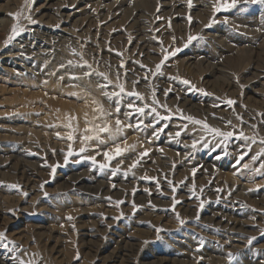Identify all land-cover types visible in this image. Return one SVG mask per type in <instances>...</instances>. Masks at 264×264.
Here are the masks:
<instances>
[{
	"label": "rangeland",
	"instance_id": "374dc122",
	"mask_svg": "<svg viewBox=\"0 0 264 264\" xmlns=\"http://www.w3.org/2000/svg\"><path fill=\"white\" fill-rule=\"evenodd\" d=\"M217 3L0 0L2 264H264V5L214 12ZM14 24L24 31L9 41ZM99 72L113 81L107 89ZM117 83L144 100L122 95L117 112L103 94ZM130 103L172 118L128 115ZM99 105L111 115L96 118ZM117 119L115 139L81 140ZM117 145L127 150L106 161ZM116 250L120 261H110Z\"/></svg>",
	"mask_w": 264,
	"mask_h": 264
},
{
	"label": "snow or ice",
	"instance_id": "6c2138e0",
	"mask_svg": "<svg viewBox=\"0 0 264 264\" xmlns=\"http://www.w3.org/2000/svg\"><path fill=\"white\" fill-rule=\"evenodd\" d=\"M246 2H251L253 4H262V5H264V0H246ZM189 5H191V0H189ZM236 5H237V0H218V3L214 5L213 11L214 12H220L221 10H227V9L235 8ZM10 15H12L14 18H16V17H19L20 13H14V14H10ZM28 19L31 20V17L29 16ZM188 19H189V21H191V17L190 16L188 17ZM22 31H24L23 28H19L17 24H14L12 26V29H11L12 35L9 36V38H8L9 41L14 39L15 36L19 35L20 32H22ZM188 39H189V42H191L192 40L197 39V37L190 35ZM180 50L181 49L177 48L173 52L166 53L164 55L163 59L160 61V63L156 65L155 71L152 72L151 74L153 76L157 75L158 73L162 74L161 73V67L164 65L165 61H167L170 56H174L176 54V52H179ZM71 63H72V61H69V64H71ZM137 63H139V62H137ZM84 66H87L88 68H91V65H89L86 60L83 62V65H81V67H84ZM123 66L124 65L122 63L121 67H123ZM92 74H93L92 72H85L84 73L85 76H91ZM96 74L101 76V77H103L104 80L106 81V83L100 84V85H98V87L103 88V89H107L109 87V85H111L113 83V81H111L107 77V75L105 73L99 72V73H96ZM72 78L73 79H79V77H72ZM117 80H119V74H117ZM182 83L185 84V85L190 84V82L188 80H183ZM116 87H118L119 91H113V92L105 91L103 94H104L105 97H107L110 100L112 98H116L115 102H116V105H117V107H116V111L117 112H119V110H120V102H121L120 98L122 97V95H124V96H132V97H135L136 100H140V101L144 100V96L140 92H137V91L127 92L125 90V86H124L123 83H117ZM192 87L194 88V86H192ZM171 90L172 89L165 90V95H167L168 92H170ZM200 91H203V90H200ZM73 95H76V94L73 93ZM93 103H96V101H93ZM226 103L228 105H233L235 103V101H233L231 99H228L226 101ZM152 104H154V105H159L160 104L159 100L156 99V97H155V90H153V93H152ZM127 107L131 110V112H129L128 115H132L133 113L143 115V114H145V111L147 109V110H149L148 114H150V115L154 114L157 120H170L172 118L171 114L168 115V116H162L157 111L156 107H152L148 103H144L142 107H138L134 103H130V104L127 105ZM160 107H165L166 108L167 105H160ZM94 111L99 113V116L96 117V118H99V119H103L104 117L111 115V113L107 112L104 109L103 105H99V107L97 109H95ZM68 119H69V123H68L67 127L69 129H71L72 128L71 121L76 119V117L70 116ZM184 119H186V120H188V121H190L192 123H195V124H201L205 130H207L208 132L213 133L216 136L223 137L224 140H227L229 137H232L234 135L233 132H222L218 128H212L211 126H209L206 123V121L197 120V119H195L194 117H191V116L184 117ZM140 123H142V121L138 122L137 127L140 126ZM229 123H230V121H229ZM115 124H116L115 128H113L112 125L110 123H108L107 121H105L102 124H93L90 127L85 128V130H84L86 133H92V135H83V136H81V140L84 141V142H87L89 140L96 139V140H100L101 143H104V141L101 140V134H108V136L110 138L115 139L116 136L119 135L122 132V130H123L122 122L119 119H117L115 121ZM166 126L167 125H165V127ZM123 127H131V125H124ZM253 127H255V126H253ZM183 128L186 129L187 128V124H185L183 126ZM181 130H183V129H181ZM159 131L162 132L163 128L159 129ZM180 134L181 133L178 131L175 135L178 137ZM240 135L243 136L244 139H249V137L244 136V134L242 132L240 133ZM57 136H59V133H57ZM74 138L75 137L73 136V134L71 132L67 136V139L69 141H72ZM253 142H255L254 139H253ZM260 142L264 143V139H261ZM195 146H196V142L194 141L193 142V147H195ZM205 147H207V144H205ZM217 147H219V145H217ZM126 150H127L126 148H121L119 145H117L115 147L114 154H110L109 152L106 151V152L103 153V155L105 157V160L110 162L115 157L120 156ZM79 151H80V153H83V152L86 151V149L84 147H81V149ZM73 154L74 153L71 150V145H69V152H68V155L65 156V162H67L68 157L73 155ZM261 154H264V149H262L261 153H258L257 155H261ZM146 155H147V151L140 153L141 157L146 156ZM88 159H91L95 163V157H89ZM255 159H256V156L253 157V160H255ZM138 162L139 161H135L131 167H136V164ZM108 166H109L108 163H104V164L100 165L101 168H107ZM244 167H248V166L245 165ZM262 167H264V166H262ZM54 170L55 169L53 168V171ZM195 171L196 170L193 169V174L195 173ZM113 174H115V170H114ZM142 179L149 180V179H155V178L154 177L144 176ZM11 187L15 188V187H18V186L17 185H12ZM193 195H195V192H193ZM116 203L117 204H121V203H123V201H117ZM175 203H178V201H175ZM201 207H203V202L201 203ZM181 223H183V221H181ZM3 238H5V233L0 232V239H3ZM254 239H255V237L250 238L249 239V243L251 244L252 240H254ZM0 246L7 247V245H0ZM231 258H232L231 254H229V259H231ZM20 264H30V262L21 260Z\"/></svg>",
	"mask_w": 264,
	"mask_h": 264
},
{
	"label": "bare ground",
	"instance_id": "6f19581e",
	"mask_svg": "<svg viewBox=\"0 0 264 264\" xmlns=\"http://www.w3.org/2000/svg\"><path fill=\"white\" fill-rule=\"evenodd\" d=\"M9 58V57H8ZM187 162H189V161H187ZM191 162V161H190ZM203 163V162H202ZM187 165V164H186ZM188 165H189V163H188ZM198 166H199V164H198ZM201 169V168H200ZM188 204V203H187ZM190 204V203H189ZM223 217V216H222ZM219 222H221V221H219ZM88 235V234H87ZM88 237V236H87ZM88 239V238H87ZM90 241H93V239H90ZM124 247H126L125 245H124ZM124 249V248H123ZM125 250V249H124ZM127 251V250H126ZM129 251V250H128ZM130 252V251H129ZM120 251H113L112 252V254L111 255H109L110 256V261H115V262H118V260L120 261ZM130 254V253H129ZM124 256H125V254H124ZM168 257V256H167ZM170 257V256H169ZM176 257V256H175ZM172 258H174V257H172ZM126 259V258H125ZM3 260H6L7 261V259L5 258V257H2V259H0V264H2V261ZM122 260H124V259H122ZM175 260H177V259H175ZM180 260V259H179ZM126 261H127V259H126ZM161 261H163V259L161 260ZM173 261V260H172ZM123 262V261H122ZM122 262H121V264H122ZM128 263L130 262V260L129 261H127ZM165 262H167L166 260H165ZM176 262V261H175ZM154 263H156V262H154ZM158 263V262H157ZM177 263H178V261H177ZM183 263V262H182ZM264 263V262H263ZM120 264V263H119ZM159 264H166V263H163V262H161V263H159ZM172 264V263H171ZM174 264V263H173ZM179 264V263H178ZM187 264V263H186Z\"/></svg>",
	"mask_w": 264,
	"mask_h": 264
}]
</instances>
